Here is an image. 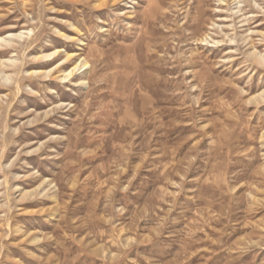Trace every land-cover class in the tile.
<instances>
[{"label": "rangeland", "instance_id": "1", "mask_svg": "<svg viewBox=\"0 0 264 264\" xmlns=\"http://www.w3.org/2000/svg\"><path fill=\"white\" fill-rule=\"evenodd\" d=\"M257 6L0 0V264H264Z\"/></svg>", "mask_w": 264, "mask_h": 264}, {"label": "bare ground", "instance_id": "2", "mask_svg": "<svg viewBox=\"0 0 264 264\" xmlns=\"http://www.w3.org/2000/svg\"><path fill=\"white\" fill-rule=\"evenodd\" d=\"M120 1V0H119ZM203 0H196V2H198L199 5H201ZM222 1V0H220ZM252 2V1H251ZM239 3H240V0H239ZM263 3H264V0H263ZM256 5L257 8H262L261 11L264 9V6H261V3L259 2V0H253V14L257 11L256 9ZM201 10V8H200ZM199 10V11H200ZM239 11H242V9H240ZM259 12V11H258ZM264 12V10H263ZM255 17L253 16V21H254ZM249 20L248 19H245V22H248ZM31 32V30H30ZM254 33V32H253ZM25 35V32H20L19 34H13V35H9L7 38H2L3 41H6L8 43H11L14 41V36L17 37V38H23V36ZM229 41L230 42H235V43H239V39L237 37H229ZM207 40V38H206ZM245 40L247 41V38H245ZM261 42L264 41V33L261 34ZM258 50L256 49V46H255V43H254V40H253V56H255L254 58L261 64H264V54L262 53H259L257 52ZM58 51H52L50 53H46L43 57L44 58H49L51 56H54L57 54ZM75 56H73V54H70V53H66L65 55V59H64V63L62 64H59L55 66V72L57 75L54 77L56 79H58L59 81L61 82H66V81H73L74 80V77L77 76V74L80 73V71L87 65V62L83 59V60H75V63L71 66V67H68L67 66V62L69 61H72L74 60ZM14 62V61H13ZM1 72V71H0ZM82 72V71H81ZM53 73V74H54ZM44 77H52V70H50L49 72H44V73H41ZM41 75V76H42ZM80 82L82 84H85L86 81L85 79L83 78H80ZM2 98L0 97V107L3 108V105H2ZM128 244V243H127Z\"/></svg>", "mask_w": 264, "mask_h": 264}]
</instances>
